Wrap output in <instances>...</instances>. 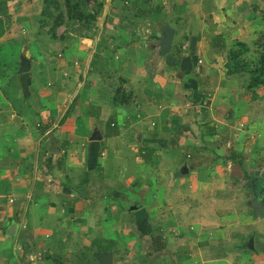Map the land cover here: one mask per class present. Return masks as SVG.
Segmentation results:
<instances>
[{
	"label": "crops",
	"instance_id": "crops-1",
	"mask_svg": "<svg viewBox=\"0 0 264 264\" xmlns=\"http://www.w3.org/2000/svg\"><path fill=\"white\" fill-rule=\"evenodd\" d=\"M5 1L0 264H264V86L226 67L264 0H104L57 39Z\"/></svg>",
	"mask_w": 264,
	"mask_h": 264
},
{
	"label": "trees",
	"instance_id": "trees-1",
	"mask_svg": "<svg viewBox=\"0 0 264 264\" xmlns=\"http://www.w3.org/2000/svg\"><path fill=\"white\" fill-rule=\"evenodd\" d=\"M103 6L104 0H43L40 27H47L49 35L54 39L58 38V30L63 25L66 26V33L73 32L78 35H86L95 28ZM6 9L7 1L0 0V14L2 11L7 14ZM1 34L2 31H0V36ZM256 45L259 47V53L253 66L243 58L248 46L241 41L229 49L226 62L227 74L244 72L250 74L251 80L248 88L252 90L258 86H264V34L256 40ZM123 101L119 95H115V103ZM99 241L96 240L95 244H98ZM105 245V248L99 249L98 252L109 251L114 242L106 241Z\"/></svg>",
	"mask_w": 264,
	"mask_h": 264
},
{
	"label": "water",
	"instance_id": "water-1",
	"mask_svg": "<svg viewBox=\"0 0 264 264\" xmlns=\"http://www.w3.org/2000/svg\"><path fill=\"white\" fill-rule=\"evenodd\" d=\"M172 39L173 35L170 34V32L167 34L166 38L164 39V44L162 47L163 53H167L171 47L172 44ZM30 65L28 64L27 59L23 60L22 67L20 72H26L29 70ZM258 205H256L258 212H263L264 213V195L257 201ZM99 261L101 264H113L114 263V257L113 253L105 254V255H100L99 256Z\"/></svg>",
	"mask_w": 264,
	"mask_h": 264
},
{
	"label": "rangeland",
	"instance_id": "rangeland-1",
	"mask_svg": "<svg viewBox=\"0 0 264 264\" xmlns=\"http://www.w3.org/2000/svg\"><path fill=\"white\" fill-rule=\"evenodd\" d=\"M62 1V0H61ZM64 8V7H63ZM65 31H67L66 26L63 25L59 28V34L65 36Z\"/></svg>",
	"mask_w": 264,
	"mask_h": 264
}]
</instances>
